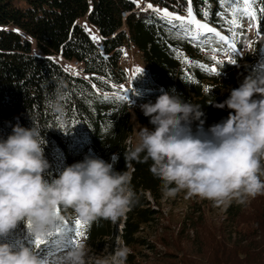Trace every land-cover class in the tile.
I'll use <instances>...</instances> for the list:
<instances>
[{"label":"trees","instance_id":"16d2710c","mask_svg":"<svg viewBox=\"0 0 264 264\" xmlns=\"http://www.w3.org/2000/svg\"><path fill=\"white\" fill-rule=\"evenodd\" d=\"M24 1L26 5L19 7L13 0H0V138L7 139L17 123L35 128L45 142L42 146L50 165L45 179L49 181L58 177L65 167L83 161L86 155L111 163L116 172H126L135 197L126 214L119 218L121 230H114L111 220L101 218L86 224L80 240L97 254L109 241L119 237L130 249L126 264H137L136 248L144 244L140 234L145 225L157 218L158 210L151 202L158 204L164 189L162 181L150 171L151 160L146 163L125 160V153L135 147L127 143L133 134L131 110L139 124L153 128L142 111L133 110L131 100L138 104L154 103L159 95L167 92L200 105L204 130L227 119L230 110L217 108L212 103H222L246 76L264 74V23L259 29L260 38L251 43L250 51L235 54V64L225 59L216 65L208 52L220 45L210 35L208 44L205 38L197 42L180 38L179 29L161 20L153 11L138 8L136 0ZM147 1L153 6L186 14L187 0ZM192 7L197 19L231 35V26L216 15L224 11L219 0H192ZM254 7H264V0H255ZM205 9L209 12L207 20L203 17ZM125 12L128 15L123 18ZM84 16L101 37L99 44L82 25ZM227 18L231 19V15ZM240 21L242 27L236 29L238 35L232 38L242 47L248 34L246 23L250 20L241 17ZM127 48L138 54L144 64L143 74L132 73L130 101L117 99L115 95L124 96L118 86L127 81L121 65ZM177 49L189 60L216 66L217 73L183 63L177 58ZM58 56L81 62L90 80L70 74ZM199 124L200 121H193V133ZM61 211L68 218L63 232L53 234L39 249L34 248L35 238L27 233L23 222L8 237L0 238V242L9 243L14 249L21 245L34 248L41 257L69 249L73 245L76 219L71 209ZM241 211L242 205L231 204L227 213L237 218ZM262 215L264 218V206ZM242 242L235 244L233 264H251L254 259L262 258L264 249H259L258 242L255 247L251 242ZM253 251L257 255L254 259ZM221 258L212 264H231L221 262Z\"/></svg>","mask_w":264,"mask_h":264},{"label":"clouds","instance_id":"9594fccd","mask_svg":"<svg viewBox=\"0 0 264 264\" xmlns=\"http://www.w3.org/2000/svg\"><path fill=\"white\" fill-rule=\"evenodd\" d=\"M212 104L230 111L227 119L207 130L200 105L178 96L164 92L154 103L140 105L153 128L139 130V142L125 153V160H151L150 171L162 181L166 197L185 191L215 206L234 199L244 203L264 194V74L246 76L222 103ZM197 120L193 133L191 125ZM44 143L35 128L19 123L7 139L0 138V238L23 222L30 236L46 241L63 232L68 218L61 210L71 209L85 224L101 218L115 222L126 214L135 197L126 172L86 155L46 180L50 165ZM129 254L120 246L110 255L93 258L86 242L80 241L49 260L34 248L14 249L0 242V264H126Z\"/></svg>","mask_w":264,"mask_h":264},{"label":"rangeland","instance_id":"374dc122","mask_svg":"<svg viewBox=\"0 0 264 264\" xmlns=\"http://www.w3.org/2000/svg\"><path fill=\"white\" fill-rule=\"evenodd\" d=\"M13 4L19 7L26 5L24 0H13ZM154 7L163 9L160 6ZM81 23L84 27L87 26V29L91 30V34L97 35L96 29L88 22L86 16L81 18ZM250 24H248L249 31L244 43L246 45L260 38L257 30H254V27H250ZM10 28L22 33L14 26H10ZM87 32L90 34L89 31ZM226 35L231 36L230 34ZM96 43L99 44V42ZM32 50L35 51L34 44ZM126 50L128 49H125L124 52L128 53L129 51ZM129 50L131 51L133 62L123 64L128 83H130L132 73L136 68L144 67L140 56L134 53L133 50ZM244 51L243 47L237 45V51L231 53V55L232 57L235 54L243 55ZM208 53L212 56L216 55L219 60L228 59V56L223 52L212 53L209 51ZM57 59L62 63L63 67H66L61 58L57 57ZM128 83L121 85L120 89L124 95L127 94L129 89ZM131 102L133 110L137 108L141 111L140 105L142 104ZM131 113L133 134L131 138H128V141L136 146L139 142V130L145 125L137 122L132 110ZM148 198L151 202L149 196ZM231 204L242 205V211L237 218H233L227 213ZM151 205L158 210L157 218L152 224L145 225L140 234L143 236L144 244H140L136 248L135 259L137 264H212L219 261L220 257H222L221 262L227 261L233 264L235 261V244L238 242L243 241L242 243H244L248 241L254 247L258 242L260 245L259 249H264V218L262 215L264 194L257 195L255 198L249 197L244 203L234 199L226 205L215 206L210 200L201 199L197 196H188L185 191H180L174 197H166L164 195L158 204L151 202ZM111 223L114 230H121L122 220L111 221ZM76 239L78 243L81 241L80 237ZM120 246L125 245L119 237H116L114 240L109 241L106 248L100 253L95 254L88 250L89 256L96 258L110 255L118 250ZM69 249L62 250L54 255H48L46 258L52 260L53 257L63 254ZM253 255V259L257 257L254 251ZM252 263L264 264V255L259 261L254 259Z\"/></svg>","mask_w":264,"mask_h":264},{"label":"snow or ice","instance_id":"6c2138e0","mask_svg":"<svg viewBox=\"0 0 264 264\" xmlns=\"http://www.w3.org/2000/svg\"><path fill=\"white\" fill-rule=\"evenodd\" d=\"M254 2L255 0H219V4L221 7L224 8V11L217 12L216 15L222 18L226 25L231 26L229 28L231 36L222 34L220 31L217 30V28L211 27L209 23L202 22L201 19H197V15L193 11L192 0H187L186 15H180L178 13L169 11L167 8H156L153 6L152 3H148L146 9L144 10L153 11L158 15L161 20H163L169 25H172L173 28L179 29L177 35L180 36V38L189 39L191 42H197L200 41L202 38H205V43L208 44L211 43V41L207 39V36L210 35L215 40V42L220 45V47H211L209 50L212 53L223 52L226 56H228V61L232 64H235L236 60L232 57L231 53H235L237 51V44L231 37L237 36L238 33L236 32V29L242 27L240 18L247 17L251 21L250 27L257 28L258 35L260 34L259 29L261 27V24L264 23V7L257 9L254 7ZM137 6L139 7V0H137ZM258 12L260 14L259 16ZM229 14L231 15V19L227 18ZM208 15L209 12L207 9H205L203 12L204 20H207ZM85 28L91 34V30L87 29V26H85ZM90 38L95 42H99L101 39V37L95 34H91ZM176 55L177 58L182 59L183 63L185 64H196L198 67L204 69L207 72L213 74L217 73L216 66L209 67L207 64H200L199 62L189 60L178 49L176 50ZM211 59L215 62L216 65L222 64L224 62L222 60H219L216 55H213ZM66 71L72 70L69 68L66 69ZM143 72L144 70L138 67L136 68L134 75H141L143 74ZM76 74L78 75L79 73ZM84 79L90 80V77L85 76ZM98 79L103 80L104 78L98 77ZM91 86L93 89L96 90L97 93H99L100 90L95 84H92ZM113 87H115V85H113ZM115 95L117 99H128L127 95ZM104 98H108L107 94H105ZM60 126L63 127V124H61ZM85 226L86 224L81 222L80 220L75 221L74 237L72 240L73 245L78 244V241L76 239L77 237H81L84 235L83 229L85 228ZM44 243L45 240L36 237L34 239V248L39 249L40 246Z\"/></svg>","mask_w":264,"mask_h":264},{"label":"built area","instance_id":"2783aa9c","mask_svg":"<svg viewBox=\"0 0 264 264\" xmlns=\"http://www.w3.org/2000/svg\"><path fill=\"white\" fill-rule=\"evenodd\" d=\"M143 5H147V3L143 2ZM126 16H127V12H126ZM126 60H130V57L126 56L125 57V61ZM63 61L71 68V70H72L71 72L72 73H75V72H78V73H81V74L84 73L83 66L79 65V61H69V60H65V59H63Z\"/></svg>","mask_w":264,"mask_h":264},{"label":"bare ground","instance_id":"6f19581e","mask_svg":"<svg viewBox=\"0 0 264 264\" xmlns=\"http://www.w3.org/2000/svg\"><path fill=\"white\" fill-rule=\"evenodd\" d=\"M139 6H141L142 8H145L147 5H143V2H140L139 3ZM127 15H128V12H127ZM122 17L123 18L126 17V12L125 13H122ZM126 61H129V60H126ZM79 65H81V64L79 63ZM127 142H128V140H127Z\"/></svg>","mask_w":264,"mask_h":264}]
</instances>
